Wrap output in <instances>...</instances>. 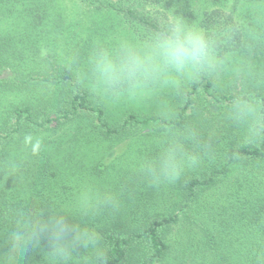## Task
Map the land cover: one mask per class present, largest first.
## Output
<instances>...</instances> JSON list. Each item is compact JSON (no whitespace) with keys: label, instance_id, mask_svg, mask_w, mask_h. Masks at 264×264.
<instances>
[{"label":"trees","instance_id":"16d2710c","mask_svg":"<svg viewBox=\"0 0 264 264\" xmlns=\"http://www.w3.org/2000/svg\"><path fill=\"white\" fill-rule=\"evenodd\" d=\"M176 19L210 38L215 67L157 94L162 113H114L88 87L95 33L119 25L143 41ZM137 135L158 140L146 159L175 138L199 163L166 189L137 165L113 174L105 148ZM82 191L119 207L87 219L102 240L75 251L79 264H264V0H0V257L18 211L75 215ZM47 251L42 235L19 264Z\"/></svg>","mask_w":264,"mask_h":264},{"label":"clouds","instance_id":"9594fccd","mask_svg":"<svg viewBox=\"0 0 264 264\" xmlns=\"http://www.w3.org/2000/svg\"><path fill=\"white\" fill-rule=\"evenodd\" d=\"M215 63L210 38L176 19L144 41L125 39L115 48L98 49L90 58V70L99 90L138 95L150 86H176L184 78L214 68ZM238 111L245 114L243 107ZM22 143L33 155L43 147L42 140L32 134H25ZM198 163L197 154L186 152L179 140L169 138L162 141L155 158L138 162L137 170L146 182L159 186L175 183ZM101 207L117 209L118 195L82 191L76 197L75 215L52 210L45 218L42 210L18 211L8 227V252L0 257V264H19L42 235L48 237L47 264H79L74 256L77 249L99 251L102 238L87 219Z\"/></svg>","mask_w":264,"mask_h":264},{"label":"rangeland","instance_id":"374dc122","mask_svg":"<svg viewBox=\"0 0 264 264\" xmlns=\"http://www.w3.org/2000/svg\"><path fill=\"white\" fill-rule=\"evenodd\" d=\"M72 4V2H71ZM74 5V4H72ZM110 24L106 23L103 24L100 22V25L98 27H102L103 29L107 28ZM133 29H127L123 26L116 25L113 28H110L107 32L103 30L102 33H95L98 38H100V42L102 43L104 48H115L117 43L121 40H133V41H140L137 37V35L132 31ZM94 33L93 31L87 30L85 33ZM84 33V37L85 36ZM83 36V35H82ZM142 41V40H141ZM144 41V40H143ZM84 66H86L85 63H83ZM183 80H186V78L182 79L179 84L182 83ZM88 87L92 89L94 95H100L102 99H104L106 102H108L109 106L111 107V110L115 113L120 112L117 108L120 107H133L137 109L138 111L148 112V113H162L159 108V105L156 104L153 99L156 97L157 94H161L166 90L168 86H150L147 90L142 92L138 95H130L126 91H122L120 93H112L108 91H101L95 86V81L93 75L88 76ZM178 84V85H179ZM166 106V105H165ZM168 107V106H166ZM140 139H138L139 137ZM136 137H132L130 139H126L123 141L115 142L110 147L104 148H98L97 155H103V152L105 150L104 159L107 164L110 165L109 169L113 174H116V170H124L128 169L132 166H135L138 164V162L142 161L143 159H146L147 153L151 150H153L154 145H156V141L158 140L153 138H145L144 136L137 135ZM96 154V152H95ZM139 159V160H138ZM165 186V189L167 188L168 184H163ZM169 188V187H168ZM170 191V188L168 190ZM168 191H161L159 188L157 190L158 193L168 194Z\"/></svg>","mask_w":264,"mask_h":264}]
</instances>
